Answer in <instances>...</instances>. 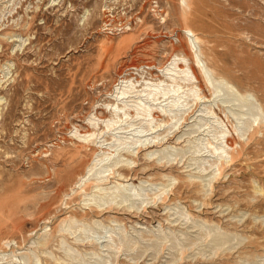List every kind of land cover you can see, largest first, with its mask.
Masks as SVG:
<instances>
[{
	"label": "rangeland",
	"instance_id": "374dc122",
	"mask_svg": "<svg viewBox=\"0 0 264 264\" xmlns=\"http://www.w3.org/2000/svg\"><path fill=\"white\" fill-rule=\"evenodd\" d=\"M226 1L220 0L228 6ZM179 2L0 0V264H13L12 260L18 264H264L262 132L258 135L262 143L247 141L253 129L246 132L245 127L238 129L227 120L223 124L199 111L175 129L167 125L143 136L150 123L130 111L133 120L119 124L123 130L118 138L113 132L95 138L105 145L102 156L97 159V147L92 146L79 158L73 157L76 133L88 131L87 120L97 106L101 118L110 116L102 105L114 103L111 95L119 72L126 70L127 78L143 82L144 67V72L153 63L162 67L174 52L181 54L187 33ZM246 4L248 8H235L237 16L223 13L225 21L239 25L233 33L219 34L218 42L212 43L214 37L204 24L194 46L203 64L235 85L254 90L264 108V39L250 30L264 27V0ZM110 47L118 52L117 60L106 70L108 59L103 68L98 62ZM212 47L216 53L208 54ZM143 88V83L137 87ZM152 122L158 126L161 118ZM223 130L236 137L234 151L226 147L236 161L226 164L219 175L221 163L208 143L224 146ZM138 131L142 134L135 135ZM141 136L143 141H155L153 137L163 141L138 150ZM117 147L123 163L116 170L127 178L111 177L103 191L94 193L89 187L87 192L73 193L71 183L96 159L99 166L114 162L108 153ZM150 152L154 154L148 157ZM119 155L112 152L110 158ZM158 157L165 158L160 162ZM144 167L148 170L142 173ZM126 180L130 186L147 182V189L138 192L156 217L95 214L88 209L83 213L85 203L109 199L115 183ZM164 192L168 195L164 204L159 200L160 206H154L152 198ZM71 218L79 219L74 223ZM136 222L145 229H136ZM63 224L65 237L54 233ZM46 236L50 244H38ZM151 236L157 245L138 263L130 261L140 255L145 245L141 241ZM118 240L137 243V250L115 256L106 245Z\"/></svg>",
	"mask_w": 264,
	"mask_h": 264
},
{
	"label": "bare ground",
	"instance_id": "6f19581e",
	"mask_svg": "<svg viewBox=\"0 0 264 264\" xmlns=\"http://www.w3.org/2000/svg\"><path fill=\"white\" fill-rule=\"evenodd\" d=\"M228 1L229 5L226 6L225 3L222 4L220 0H180L179 6L182 11L183 19L185 22V31L187 33V39L182 43L181 46L183 49L181 54H175L174 52L170 57L167 58V61L162 67H158L155 63H153L151 65H148L146 69H148L149 71L146 72H144V67L142 69V74H146L147 78L142 77L143 82H140L138 78H134L133 76L127 78L125 74L126 70L119 72L117 83L114 85V93L111 95L114 103L106 104L105 106L102 105V107L105 108L104 110L110 113V116L108 118H101L97 114L99 109V107L97 106L96 113L91 114L90 118L87 120L88 131L84 134L79 133L78 135L76 133L77 143L75 142L74 145L76 146H74L73 148V150L75 151L73 157H75V159L79 158L81 155L86 153L88 149H92L94 146L97 147L96 150H98L96 158L98 159V157L102 156V151L104 150L105 145L99 141L97 142L95 138L107 132H113V135L118 138L116 134L122 133L121 131L123 130V128L119 127V124L122 122L126 123V121L133 120V115L132 113H130V111H135L136 115L144 116L145 119L142 120L150 123V125L148 124L149 126L147 130L143 131L147 132V134L143 136L154 134L156 133L155 130L167 125H171L175 129L176 125L180 122H186L191 114H194V117L197 115V112L205 111V115L208 116V118H216L223 124L227 120L226 124L230 123L232 126L236 125V128L238 129H244L245 127L246 132L253 129L252 132H250V134L248 135L247 141L256 139L258 140V142L262 143L260 138H258V135L260 132L264 134V108L258 102V99L255 98V91L235 85L224 74L217 73L215 70L216 68L203 64L200 55L197 51H195L194 45L195 43H199L201 39L199 37V32L202 30L204 24H207L210 33L214 37L213 39L209 40V42L212 43L216 41L218 42L217 38L219 37V34L230 35L231 33H233L232 31L238 28L239 25H233L231 23H228L227 20L225 21L223 19V13L228 12L233 16H237L238 13L237 11H235V8H248L246 4L247 0L245 2L240 0ZM205 18L207 19V23L204 22ZM250 30L255 35L264 39V27H262L261 25H258L256 28ZM127 31L128 30H125V32ZM228 40L232 39L229 38ZM200 50L202 53V48ZM117 53L118 52L115 51V49H113L112 47L108 48L105 54H102L100 56V58L102 59H100L98 62L99 67L103 68V64L105 62L104 60L107 58L108 63L105 69L108 70L109 66L115 62ZM207 53H216V48H210ZM133 69L138 71L140 68L139 66H136ZM155 71L161 73V76H156ZM140 83L144 84V88L141 90L137 89ZM130 98L133 99L130 100L131 102H133L132 105H128V102L130 101H128L127 99ZM147 99H151L157 103L149 105L145 102ZM201 116L202 115L199 114L196 119ZM155 118H161V123L158 126H153L152 121L155 120ZM131 123L132 122H130V124ZM122 125H124V123ZM132 127L133 125L128 126V128ZM127 131H130V129ZM140 133L141 132L134 134L138 135ZM184 135L185 134L181 135L180 137H177L178 135H176L177 140L182 139ZM220 135L224 139V146L212 147V143H208L211 148V154L216 155L218 161L221 163V166L218 169L220 171L219 175H221V169H223L226 164L234 163L236 161V156L234 154L227 153L226 147L228 149H231V151H234V144H237L236 137L233 135L231 130L220 131ZM143 136H141L140 139L136 142V145L140 144L138 147H136V149L138 150L155 146L153 144H160L163 141V138L161 139V141L158 137H153L155 138V141H148V139L143 141L141 139ZM245 147L246 146L242 147V150H244ZM120 151V147H117L116 150H113L112 152L120 154L118 157L113 158H110L112 156V152L108 153L109 159L114 160V162H112L110 165L99 166L101 162L99 164L96 163L97 159L95 158L96 160H94L89 165L87 172L81 176H78L77 179L71 183V190L73 191V193L78 194L79 191L87 192L89 187H93V192L95 189H98V191H103V189H105L103 187L104 183L107 182V180H110L111 177L119 179L118 177L121 176L126 179V176H124L122 173H117L118 171L116 170L123 163ZM153 154V152H150L147 154V156L151 157V155ZM165 157H158V160L162 162ZM147 170L148 169L144 167L141 172L145 173ZM126 182L127 183H124L123 181L116 182L114 185V188L116 189L115 192L110 195L109 199H106L103 202L89 200L90 202L85 203V207L83 206L81 208L83 213H87L86 209H88V211H91V213L96 212L95 214L100 213L105 215L106 213H119L122 215H131L134 218H142V216L143 218L156 217L154 212L150 211L148 207L149 203L146 204V201L142 200L143 198H141V194H139V189H147V186L145 185L147 182L144 184V181L142 180L139 186H130V182L128 180H126ZM116 191L120 192V194L115 195ZM126 191H130V194L126 195L124 193ZM93 192L88 193V196L89 194H93ZM67 195L70 196V194ZM159 196L160 195H155L152 198L153 203H155L154 206L159 207L160 204L158 203V201L160 200V203L164 204V202L168 198L166 192L161 193V197ZM119 197L120 201H117V198ZM127 202L130 204L124 205ZM68 203L69 202L67 200L65 204L68 205ZM78 219L71 218L72 222L74 223L77 222ZM110 221L113 220L111 219ZM94 222L99 223V221L97 220H95ZM65 224H63L60 229L54 230V233H62L61 236L63 237L67 232ZM140 224L141 223L136 222L135 228L138 230H144L145 228H142ZM162 224L164 223H161L159 221V225L161 228L163 227ZM172 224L170 223V225ZM70 227H72V225ZM13 229L16 231L18 228L14 227ZM51 235L53 239V232L51 233ZM146 237L145 235L144 237L141 236V240ZM50 239L51 238H49V236L43 237L38 244H50ZM148 240V242L151 241L152 243L150 244L147 241V243H143L145 240H143V242L141 241L140 244L145 245H142L143 248L140 249L142 250L140 255L138 257L131 258L130 261L134 260V263H138L140 258H142L150 250H152V245H157L156 241L154 240V236H151ZM92 245H94V243ZM106 247H108V250L113 252L115 256H118L119 252H123L124 250H137V243L130 245V243L118 240L116 241L115 245L107 244ZM124 247L127 248L124 249ZM139 248H141L140 245L138 246V249ZM12 261L13 264H18V261ZM5 263L1 262V264ZM96 264L102 263L98 262Z\"/></svg>",
	"mask_w": 264,
	"mask_h": 264
}]
</instances>
